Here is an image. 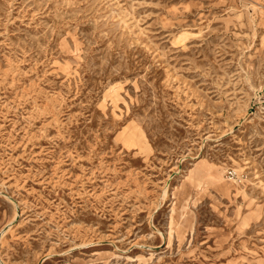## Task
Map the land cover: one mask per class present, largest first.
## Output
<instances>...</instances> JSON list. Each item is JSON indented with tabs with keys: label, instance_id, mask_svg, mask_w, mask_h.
I'll return each mask as SVG.
<instances>
[{
	"label": "rangeland",
	"instance_id": "obj_1",
	"mask_svg": "<svg viewBox=\"0 0 264 264\" xmlns=\"http://www.w3.org/2000/svg\"><path fill=\"white\" fill-rule=\"evenodd\" d=\"M0 264H264V0H0Z\"/></svg>",
	"mask_w": 264,
	"mask_h": 264
}]
</instances>
